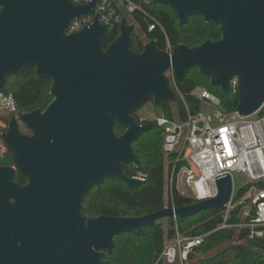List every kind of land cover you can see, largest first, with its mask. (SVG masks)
Instances as JSON below:
<instances>
[{
	"label": "water",
	"instance_id": "obj_1",
	"mask_svg": "<svg viewBox=\"0 0 264 264\" xmlns=\"http://www.w3.org/2000/svg\"><path fill=\"white\" fill-rule=\"evenodd\" d=\"M99 2L0 0V91H7L10 76L33 68L52 81L53 97L45 111L12 117L1 135L12 165H0V264H105V252L112 254L117 236L174 216L223 211L231 199L233 180L227 176L217 181L215 198L175 210L136 218L84 214L86 196L106 180H119L131 190L145 183L124 171L130 164L141 166L133 143L153 127L136 113L148 102L180 104L175 87L192 68L224 93L236 78V110L244 117L259 111L264 0H154L171 7L181 26L201 16L222 32L218 41L176 45L172 54L155 40L136 52L137 26L125 18L107 47L110 27L98 15L68 34ZM117 126L125 129L122 135ZM19 174L26 184L18 182Z\"/></svg>",
	"mask_w": 264,
	"mask_h": 264
},
{
	"label": "trees",
	"instance_id": "obj_2",
	"mask_svg": "<svg viewBox=\"0 0 264 264\" xmlns=\"http://www.w3.org/2000/svg\"><path fill=\"white\" fill-rule=\"evenodd\" d=\"M128 21V17L126 16ZM130 24L139 27L140 34L133 33V48L142 52L145 43L155 40L160 49L165 47L167 38L173 46L184 44L196 47L203 42L218 41L222 32L218 25L207 24L201 16H191L185 25H180L175 11L163 4H144L141 10L130 15ZM158 23L154 30L149 31L152 24ZM119 29L110 30L105 42L107 47L119 36ZM52 81L40 78L33 68L27 69L18 77L10 76L6 85V93L13 95L19 113H31L35 110L45 111L53 97L50 94ZM205 88L220 98L222 110L230 114L237 109V93L230 91L224 93L220 88L213 87L210 81L201 75L197 67L192 68L184 81L176 86L177 92L185 99L190 111H201L202 104L192 95L198 88ZM156 106V105H155ZM162 116L175 119L173 109L176 108L181 121L187 117L183 102L178 105L167 101L156 106ZM14 115L2 116L8 125ZM152 130L144 133L133 143L136 155L142 162L136 168L130 164L124 167L125 173L131 177L137 170L148 174V179L136 190L129 189L123 182L108 179L101 187H94L84 200V214L89 218L99 216L109 217H142L160 211L164 208V195L166 186L165 154L163 143L165 131L156 121H148ZM116 131L122 135L124 128L117 126ZM171 159L174 156L170 157ZM0 165H12L11 155L8 152L0 157ZM18 182L26 184L27 179L19 174ZM197 203L188 194L175 193L174 204L184 207ZM222 211L214 209L204 211L195 216L186 218L166 219V228L162 221L142 227L133 232L124 233L115 238V248L112 254L105 252V264H165L160 256L168 241L176 236V224L181 234L186 236H199L210 234L204 244L196 249L190 256L189 264H264V236L250 240L247 231L243 230L237 235L233 230L213 232L222 222ZM236 212L231 222L237 221ZM264 231V228L262 229ZM216 251V253L211 254ZM211 254V255H209ZM209 255V256H207ZM201 256L200 259H196Z\"/></svg>",
	"mask_w": 264,
	"mask_h": 264
},
{
	"label": "built area",
	"instance_id": "obj_3",
	"mask_svg": "<svg viewBox=\"0 0 264 264\" xmlns=\"http://www.w3.org/2000/svg\"><path fill=\"white\" fill-rule=\"evenodd\" d=\"M92 1L73 0L76 4ZM150 3H154V0H100L93 14L76 20L68 34L88 26L96 15L110 30L116 27L119 29L123 18L126 19L127 15H132L141 10L144 4ZM156 26L159 24H152L149 31ZM173 48L167 38L163 50L172 54ZM170 77L174 80L173 73H170ZM230 91L238 94L236 78L232 81ZM192 95L202 107L208 105L212 109L211 118L202 109L192 113L179 94L187 111L184 121L178 115L174 120L165 116L153 119L165 131L164 154L174 156L165 165L164 208H177L174 204L175 193L188 194L197 202L213 199L218 195V180L227 176H231L233 180V173L241 172L249 177V181L239 192H236L233 181L231 199L222 211V222L213 232L233 230L240 235L245 230L248 239L261 238L264 236V187L257 184L264 182V103L257 113L244 117L237 110L226 114L222 110L220 98L205 88H196ZM0 113L18 118L19 112L13 95L0 91ZM212 120L218 124H213ZM140 122L148 123L147 120ZM3 127L5 128L4 125ZM131 178L146 182L148 174L137 170ZM236 212L238 220L231 222ZM177 218L173 217L175 222ZM209 235L186 236L179 232L176 224V236L166 243L159 261L162 260L165 264H189L190 256L204 244Z\"/></svg>",
	"mask_w": 264,
	"mask_h": 264
},
{
	"label": "rangeland",
	"instance_id": "obj_4",
	"mask_svg": "<svg viewBox=\"0 0 264 264\" xmlns=\"http://www.w3.org/2000/svg\"><path fill=\"white\" fill-rule=\"evenodd\" d=\"M128 21L131 23L130 20V16H128ZM135 33L140 34V30L139 27L136 28ZM202 111L203 113L208 117L211 118L212 117V109L208 106V105H204L202 107ZM174 115L175 117L177 114V110L176 108L173 109ZM137 117L140 120H147V121H153V119H155L156 117H160L162 116V113L160 112V109L157 108L153 102H148L146 103L140 110H138V112L136 113ZM2 116H10L6 113H0V157H3L4 155H6L9 151L7 149V147H5V145L2 142V138L1 135L6 131V123L2 120ZM213 124H218L217 121L212 120ZM3 125L5 126V128L3 127ZM21 131L24 133H27V130L25 129V127L23 125H21ZM5 149L7 151H5ZM2 154H4L2 156ZM173 159H171L170 157L165 155L164 161H165V165H167L170 161H172ZM233 181H234V187L236 192H239L241 190H243L246 186V184L249 181V177L241 172H234L233 173ZM162 223L164 224V227L166 228V219L161 220ZM216 253V251L212 252L211 254ZM209 254V255H211ZM207 255V256H209ZM201 256H197L196 259H200Z\"/></svg>",
	"mask_w": 264,
	"mask_h": 264
},
{
	"label": "flooded vegetation",
	"instance_id": "obj_5",
	"mask_svg": "<svg viewBox=\"0 0 264 264\" xmlns=\"http://www.w3.org/2000/svg\"><path fill=\"white\" fill-rule=\"evenodd\" d=\"M29 133V132H28Z\"/></svg>",
	"mask_w": 264,
	"mask_h": 264
}]
</instances>
